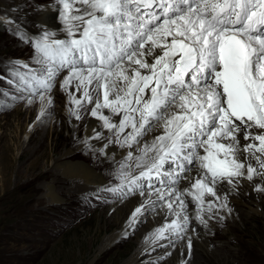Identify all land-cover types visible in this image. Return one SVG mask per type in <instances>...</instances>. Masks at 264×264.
<instances>
[{
  "label": "snow or ice",
  "instance_id": "snow-or-ice-1",
  "mask_svg": "<svg viewBox=\"0 0 264 264\" xmlns=\"http://www.w3.org/2000/svg\"><path fill=\"white\" fill-rule=\"evenodd\" d=\"M57 14L65 32L32 41L40 67L22 86L43 99L66 73L75 118L92 105L101 122L90 138L106 129L131 149L112 191L167 209L149 240L182 239L189 203L207 226L227 208L217 185L260 177L264 191V0H58Z\"/></svg>",
  "mask_w": 264,
  "mask_h": 264
},
{
  "label": "rangeland",
  "instance_id": "rangeland-1",
  "mask_svg": "<svg viewBox=\"0 0 264 264\" xmlns=\"http://www.w3.org/2000/svg\"><path fill=\"white\" fill-rule=\"evenodd\" d=\"M1 3L5 8L0 9V264H264V208L249 217L248 193L243 187L230 193L229 198L236 200L232 210L227 205L204 214L207 226L196 220L195 205L189 203L194 210L191 213L194 223L187 229L186 238H177L171 244L167 240L158 241L146 251L152 243L149 235L165 223V208L147 209V217L140 216V222L133 223L134 210L144 204V198L136 193L125 195L112 191L120 184L121 170L119 164L108 163L112 155L83 149L71 156L74 162H84L86 157L97 158L101 164L99 173L107 178L102 191L86 197L78 191L87 184L80 170L53 166L64 151L49 150L50 156L42 170L29 169L40 154L39 141L44 133L40 130L39 113L48 102L57 100L49 118L55 112L58 116L53 117L57 121L51 117L46 123L57 125L56 131L46 135V144L51 145L58 135L69 141L74 134L64 116L69 113V95L61 87L66 73L59 75L43 99L39 93L30 94L25 90L21 81V77L40 67L39 53L32 44L39 34L25 28L36 24L32 20L26 25L22 22L40 7L58 5V0H0ZM6 9L17 18L5 16ZM48 24L56 33L57 25ZM31 107L37 114L26 121V112ZM91 108L92 105H87L84 109L85 117L90 116ZM60 118L63 119L59 128ZM35 129L40 133L35 134L36 142L32 143L29 141ZM82 139V128H79L68 146L73 149L71 145ZM41 172L39 179L29 185L31 176ZM87 181L96 185L95 180ZM47 183L54 184L58 193L62 192L65 200L61 204L50 202ZM79 185L81 188L77 189ZM73 189L75 195L69 196ZM171 219L167 217L168 221ZM111 238L114 242L106 246Z\"/></svg>",
  "mask_w": 264,
  "mask_h": 264
},
{
  "label": "bare ground",
  "instance_id": "bare-ground-1",
  "mask_svg": "<svg viewBox=\"0 0 264 264\" xmlns=\"http://www.w3.org/2000/svg\"><path fill=\"white\" fill-rule=\"evenodd\" d=\"M3 8H5V6H4L3 3H1L0 4V9L3 10ZM61 11H62V8H61ZM6 12H8V13L5 16H7V17L9 16L10 18H12V20L13 19L15 20L17 18V17L12 15L10 10L7 11V9H6ZM30 20H32L36 24V26L34 25V26H31V27H28V28L25 27V28L28 29V30H31V31L33 30L37 34H40L43 31H51V27L52 26L48 24L49 22H51L53 25H63L64 24L63 19H58L57 5H49V6L40 7L39 9H37L36 11L31 13V15H29L27 20L25 22H22V24L23 23L25 24V23H27ZM33 22H31V23H33ZM64 32H65V28L64 27H60L59 31H57V29H56L55 35L57 37H59ZM11 66H12V68H16V65H11ZM67 94L69 95L68 92H67ZM57 96H59V95H57ZM56 102H57V100H55V99L51 100V102H48L43 107L42 111L39 113L40 123H41V126H42V129H40V130L43 131L44 135L42 136V140L39 141V147H38V150H40L39 157L37 158L36 161H33L29 165V169H34L35 170L36 168H41V170H42L44 164L46 163V158L50 156L49 150L50 151L61 150V151H64V152L62 153L61 157H59L56 160H54L53 166H55V167L59 166V167H62L63 169L66 168L69 171L70 170H74V169H78V170H80L82 172V176L84 177L83 182H85L87 184L83 185V186H86L85 189L83 188V189L78 190V191H81V195L86 197V195L90 196V194H93V193H95L97 191H102L104 189V186L106 185L107 178H106L105 175L99 173V170L101 168V164L99 163L98 159L95 158V157H90V158L86 157L84 162H74V161H71V156H75L77 153H79V151H81L83 149H88V150L95 149L98 152H104V153L112 155L113 158H111L108 161V163H117V164H119V168L121 169V164L125 160L126 154L129 151H131V149H129L127 146H122L121 144L117 143L116 142V139H117L116 136H114L111 132L107 131L106 129L103 132L105 140L98 141V140H96L94 138H90V137L93 136V128H96L97 130H100L101 122H98L97 119L94 118V117H91V116L85 117L84 116V109L87 108V105H85V107L80 112L81 118L80 119H76L75 116L72 113L73 105L71 103L70 95H69V113H67L64 116L66 117V120L70 124V126L74 129V134L69 139V141H66L65 139H63L62 136L58 135L56 140L54 138V140L52 141L51 145L50 144H46L47 143L46 140H45L46 139L45 138L46 135H48V132H49V134H52L54 131H56V127H57V125H55V123L52 126L51 125H46L48 120H50V118L52 117L51 116L49 118V115L53 111ZM32 107H31V110L26 112V121H31L35 117V115L37 114L35 108H32ZM57 114H58V112H55L53 117L58 116ZM53 117H52V119L57 121V119L53 118ZM62 119L60 118V121H59L60 122V124H59L60 126L58 125L59 128L62 126ZM82 120H83V124L81 125ZM56 121H54V122H56ZM79 128H82L83 139L82 140H77L76 143L71 145V146H74V148L72 149L68 145L73 143V141H74L73 139H74L75 135L77 134ZM38 133H40L39 129H35L34 134H32L29 142L33 143L36 140V138H34V136H35V134H38ZM50 138H51V136H50ZM108 141H111V143H108ZM105 143H107V147L104 146ZM113 143H114V145H113ZM133 147L135 148L136 146L134 145ZM63 148H64V150H63ZM73 153H75V154H73ZM135 154L136 153H134V155ZM131 163H134V162H131ZM130 171L134 172V174H135L139 170L135 169V167H133ZM41 174H42V172L39 175H36V176L32 175L31 176L32 177L31 180H29V185H31L32 183L36 182L39 179V176ZM89 179L90 180H95L94 183H96V185L95 186L94 185H90L88 183V181H87ZM260 179H261L260 177H255L251 181L241 179L239 181V183L235 186V188H233V186H231V185H225V184L217 185V193L221 197H223V195L225 193H227V205L232 210L234 208V204H232V203H235L236 200L229 198L230 197V193H235V191H237V188L243 187L244 192L248 193L247 199L249 200V204H247V205H249V209H250V211L248 213V216L251 217V216L257 215L258 213H261L263 211V208H264V191H259L258 192V191L254 190L258 186L257 185V181L260 180ZM46 186H47V193L49 195L48 197H50V202L61 204L65 200L64 195L61 194L62 192L58 193L54 189V184L47 183ZM259 186H264V185H259ZM79 187L81 188V185L77 186L76 188L79 189ZM83 191H85V192H83ZM64 193L67 194L66 192H64ZM75 193H76V190L73 189V191L70 190L68 194H69V196H73V195H75ZM142 197L144 198V204H145V206H146L145 208L147 210L148 209V205H147V202H146V197L145 196H142ZM209 197H211V196H208L206 198V200H209ZM192 211H194L193 207L191 205H189L188 214H189V219L191 221L190 224L194 223L193 217L191 216ZM166 212H167V209L165 208L164 213H166ZM145 214H146V211L141 216L144 217V216H146ZM171 217H172V219L175 218L173 216H171ZM188 228H190V225H189ZM183 238L184 239L186 238V234H185V236ZM170 239L173 241V240H175L177 238L175 236H173V237H170ZM112 242H114L112 238L108 239V241L106 243V246H110ZM155 245L156 244H154L152 242L147 248H145V250L147 249L146 251H149Z\"/></svg>",
  "mask_w": 264,
  "mask_h": 264
}]
</instances>
